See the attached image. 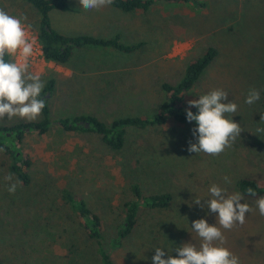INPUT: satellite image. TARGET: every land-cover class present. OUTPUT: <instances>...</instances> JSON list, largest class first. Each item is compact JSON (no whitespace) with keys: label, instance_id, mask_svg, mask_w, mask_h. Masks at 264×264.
Masks as SVG:
<instances>
[{"label":"rangeland","instance_id":"obj_1","mask_svg":"<svg viewBox=\"0 0 264 264\" xmlns=\"http://www.w3.org/2000/svg\"><path fill=\"white\" fill-rule=\"evenodd\" d=\"M148 11L125 13L112 5L84 10L79 0H69L70 12L53 10V29L65 36L119 35L123 45H141L131 53L112 48L83 47L74 51L63 74L45 60L30 64L29 72L45 85L54 81L48 99L53 122L70 116H92L109 125L127 117H151L165 100L163 83L177 84L186 66L208 48L216 56L202 72L184 100L198 99L213 89L228 93L238 105L226 114L242 129L231 147L217 156L187 151L195 143V122L168 120L161 126L128 129L123 147L113 151L90 132H64L52 126L49 133H30L23 153L30 160V183L18 185L14 194L6 181L10 160L0 153V259L4 264H100L97 245L81 227L77 215L60 199L67 188L81 196L101 220L104 248L115 264H152L156 248L176 256L175 249L200 239L191 222L205 218L215 224L216 214L195 199L210 198L212 184L236 192L243 178L264 182V0H188L155 2ZM203 4V5H202ZM11 15L27 16L30 34L37 37L39 17L25 2L0 0ZM10 59H12L10 57ZM46 62V63H45ZM110 64L109 85L101 75L77 72L79 64ZM42 64L40 71L35 68ZM65 67L64 65H60ZM97 69H104L98 67ZM260 91L254 104L245 103L248 90ZM14 117L0 120L1 127L38 122ZM13 147L11 140L7 141ZM231 183H225L224 177ZM137 184L144 195L168 193L166 208L143 207L133 231L112 248L122 221V205ZM253 209L245 223L222 229L224 246L239 257L240 264H264V216L258 198L243 196ZM167 258V257H164Z\"/></svg>","mask_w":264,"mask_h":264},{"label":"trees","instance_id":"obj_2","mask_svg":"<svg viewBox=\"0 0 264 264\" xmlns=\"http://www.w3.org/2000/svg\"><path fill=\"white\" fill-rule=\"evenodd\" d=\"M25 2L33 8L39 17L37 29V40L42 50L43 59L46 62H52L58 65L66 64L75 50L83 47H105L112 48L124 53H131L137 50L141 45L128 46L120 43L119 35L110 38H98L89 35L65 36L53 29L49 13L53 10L60 12H70L72 8L69 0H16ZM161 0H113L111 4L115 9L125 13L134 11L146 12L151 6ZM165 2H186L188 0H164ZM203 5V4H202ZM214 48H208L200 57L191 61L185 68L182 79L175 85L163 83L161 89L165 93V100L157 108L151 117H132L127 116L113 121L106 125L102 121L92 116H70L53 122L50 118L48 99L53 91L54 81L50 80L42 90L41 97L45 99V107L41 113V120L38 122H28L17 124L11 127L0 126V153H3L10 160L7 164V170L15 179L21 181L20 185L27 186L30 183V160L23 153V141L25 137L32 132L38 135H44L50 132L52 126L57 130L67 133L70 132H90L98 135L102 142L113 151H119L125 142V136L128 129H146L154 126L166 124L168 120H174L177 123H186L185 109L196 114L197 109L189 107L184 100V96L194 86L202 72L210 65L216 56ZM5 56V60H9ZM264 106V91H263ZM195 122V121H193ZM13 142V147L7 144V141ZM238 191L249 198H259L264 196V182H258L255 179L243 178L237 182ZM253 188L255 196L246 192L247 188ZM130 198L122 205V221L117 227V233L112 239V248L121 245L133 231L138 219V212L143 207L147 208H166L171 201V195L168 193L144 195L137 184H132L129 188ZM60 199L70 210L77 215L82 228L87 231L89 238L93 239L97 247V255L100 264H115L107 248H104V233L99 216L93 213L88 207L87 202L70 189H63L60 192ZM0 264H4L0 259Z\"/></svg>","mask_w":264,"mask_h":264},{"label":"clouds","instance_id":"obj_3","mask_svg":"<svg viewBox=\"0 0 264 264\" xmlns=\"http://www.w3.org/2000/svg\"><path fill=\"white\" fill-rule=\"evenodd\" d=\"M79 3L84 10H99L111 5L113 0H79ZM25 21L27 16L11 15L0 8V120L18 117L34 121L45 107V99L41 97L44 81L40 75L29 72V61L36 51V39L30 34L32 25L25 24ZM6 55L12 59L5 60ZM259 99L260 91L250 88L245 103L251 105ZM227 100L228 93L217 88L200 95L198 99L187 101L189 107L197 109L196 114L185 109L186 120L196 123L191 130L196 142L189 141L188 152L217 156L239 137L242 131L240 124L226 116L234 115L238 105L232 101L224 102ZM256 131L262 133L264 128H257ZM4 179L12 181V174ZM223 179L225 183H231L229 177ZM20 183L18 179L10 183L7 191L14 194ZM208 192L210 198L204 199L203 205L201 199H195L194 203L206 206L210 213L216 214V222L209 224L205 218L191 222L192 231L201 241L199 246L192 242L184 243L175 249L176 256L156 248L151 257L152 264H240L239 257L224 246L222 229L231 230L243 225L246 214L253 209L243 202V195L239 191L228 193L227 189L212 184ZM246 192L256 195L251 187ZM256 207L259 214L264 216V196L256 200Z\"/></svg>","mask_w":264,"mask_h":264},{"label":"crops","instance_id":"obj_4","mask_svg":"<svg viewBox=\"0 0 264 264\" xmlns=\"http://www.w3.org/2000/svg\"><path fill=\"white\" fill-rule=\"evenodd\" d=\"M56 31L59 32L58 30H56ZM98 38H100V37H98ZM89 47H93V46H89ZM98 48H105V47H98ZM68 62L66 64H64L65 67H62V66H60L58 64H54L52 62H48V64H50V65H56L58 68H61L63 70V74H65V75H72V73L74 71L69 68V66L67 65ZM41 65L42 64L40 63V64H38V65L35 66V68H38L37 69L38 72L41 69V67H40ZM98 67H104V69L103 70L102 69H97ZM115 69H118V68H112V66L110 64H108V63L105 64L104 62L103 63L96 62V64L94 62H86V63L79 64V68H78L77 72H79L81 74H86L88 76L89 75H92V74L101 75V77H103L104 80H105L104 84H106L108 86L110 84L109 83V77L111 76V74L114 71H117Z\"/></svg>","mask_w":264,"mask_h":264},{"label":"built area","instance_id":"obj_5","mask_svg":"<svg viewBox=\"0 0 264 264\" xmlns=\"http://www.w3.org/2000/svg\"><path fill=\"white\" fill-rule=\"evenodd\" d=\"M35 39H36V45H35L36 51H35V54L33 55V57L30 58V61H29L30 64H35L36 62H38L41 59L44 60L43 55H42V50H41V47L39 45V42H38L36 36H35Z\"/></svg>","mask_w":264,"mask_h":264}]
</instances>
